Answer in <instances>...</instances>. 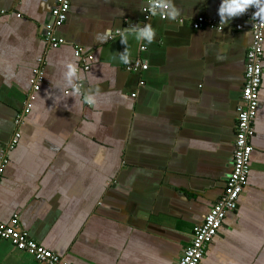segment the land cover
<instances>
[{
	"label": "crops",
	"instance_id": "crops-1",
	"mask_svg": "<svg viewBox=\"0 0 264 264\" xmlns=\"http://www.w3.org/2000/svg\"><path fill=\"white\" fill-rule=\"evenodd\" d=\"M171 3L175 20L144 22L145 0H71L54 34L64 44L51 49L42 28L55 0H0V153L44 61L0 180V223L16 215L31 240L67 263L176 264L223 194L253 41L250 7L221 31L194 30L199 17L219 23L221 0ZM144 23L155 29L152 43L134 32L121 43L120 30ZM106 28L113 35L101 43L95 36ZM77 48L93 57L87 71ZM125 48L147 70L127 72ZM262 60L247 183L200 264H264V44ZM69 62L78 72L66 78ZM75 83L80 93L66 95ZM0 264L39 263L0 239Z\"/></svg>",
	"mask_w": 264,
	"mask_h": 264
},
{
	"label": "built area",
	"instance_id": "built-area-1",
	"mask_svg": "<svg viewBox=\"0 0 264 264\" xmlns=\"http://www.w3.org/2000/svg\"><path fill=\"white\" fill-rule=\"evenodd\" d=\"M70 1L55 0L54 7L50 12V22L42 28V40L51 49H56L64 44V41L56 39L54 34L55 30L60 28L67 19ZM148 6V0H145L143 8H147ZM254 10L250 7L245 14L247 21L251 25L253 41L251 47L246 52L244 84L241 90L240 104L236 107L231 172L226 178L222 196L210 208L202 224L193 228L190 244L184 249L182 256L176 264H200L207 246L217 235L226 215L236 210L238 199L247 183L252 153L250 140L255 133L254 122L259 108V89L261 87L263 72L264 23L252 18ZM161 11L168 10L158 9L156 13L161 20H165L166 18H162L160 15ZM141 12L144 22L152 17L146 9L144 11L141 10ZM178 21L181 23L183 20L178 19ZM191 27L194 30L205 28L221 31L223 29L222 25L206 17L196 18ZM241 29L240 26L236 27V30ZM144 49V47L140 48L141 51ZM74 55L80 60L82 70L87 71L93 57L82 48H77ZM43 65V59H39L37 66L32 70L29 81L30 89L26 95L24 106L21 112L16 115L13 122L14 132L0 153V180L8 164V154L17 146L21 138L20 127L24 123V117L30 113L35 94L40 91L44 83ZM123 66L127 72L147 70V64L142 62L140 58H129V62L123 63ZM75 85H78V91H74L73 86ZM73 86L65 92L66 95H78L80 93L81 84L75 83ZM0 239L11 242L16 250L30 255L39 264H70L55 253L31 240L27 233L20 228L16 215L11 218L10 222L6 224L0 223Z\"/></svg>",
	"mask_w": 264,
	"mask_h": 264
},
{
	"label": "clouds",
	"instance_id": "clouds-1",
	"mask_svg": "<svg viewBox=\"0 0 264 264\" xmlns=\"http://www.w3.org/2000/svg\"><path fill=\"white\" fill-rule=\"evenodd\" d=\"M148 5L149 6L147 8H142L141 10L144 11L146 9L150 16L156 15L158 9H164L168 11L160 12L162 18L172 20L177 18L178 11L172 6L171 0H148ZM249 7L255 9L252 13V18L258 19L261 23H264V0H221L217 9L219 24L225 26L231 18L238 17L245 13ZM133 32L135 33L138 41L143 38L148 44L152 43L153 37L156 35L155 29L149 23H144L142 28L134 26L133 29L120 30L119 35L121 43L126 44V34H131ZM112 35L113 30L111 28H106L102 35L97 33L95 39L104 43L111 39ZM129 56L130 54L127 48H125L124 52L119 54V60L126 64L129 62ZM65 67L67 68L65 73L66 78L77 75L78 69L74 63L69 62L65 64ZM68 82L71 84L70 79ZM73 89L74 91H78V85L73 86ZM85 100L90 103L92 102V97L90 95H86Z\"/></svg>",
	"mask_w": 264,
	"mask_h": 264
}]
</instances>
